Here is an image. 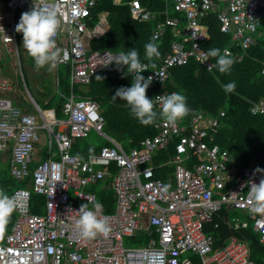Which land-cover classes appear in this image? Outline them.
<instances>
[{
  "label": "built area",
  "instance_id": "built-area-1",
  "mask_svg": "<svg viewBox=\"0 0 264 264\" xmlns=\"http://www.w3.org/2000/svg\"><path fill=\"white\" fill-rule=\"evenodd\" d=\"M95 2L58 0L61 29L55 39L62 58L57 65L68 66L71 86L88 85L98 71L113 64H109L112 56L122 51L90 48V40L100 37L108 27L106 12L90 25ZM32 4L33 0H0V151L9 153L10 175L26 181L25 186L8 194L15 197L17 207L9 231L0 234V264H195L190 254L199 264H255L245 241L232 237L212 252L213 238L204 232L205 224L226 205L244 213L230 217L233 227L251 224L264 244V216L249 214L248 188L244 187L252 179L259 183L264 172L253 173L264 166L252 161L238 175L231 153L215 141L218 118L224 110L210 115L203 109H191L187 124L182 119L174 125L159 119L154 123L155 135L125 149L104 131V116L91 97L75 98L72 92L67 95L58 90L63 99L59 109H42L35 100L38 115L21 108L11 94L14 89L4 65L14 59L20 64L15 28ZM128 5L133 20H156L152 38L161 40L167 31L173 36L169 52L155 68L149 66L143 72L159 84L153 99L175 92L165 89L169 70L188 58L206 70L216 64L211 58L204 59L209 33L203 18L209 13L216 14L219 30L230 34L231 43L242 50L234 52L230 46L221 50L236 62L255 43L264 15V0H164L161 10L149 9L140 0H129ZM260 65L264 75V59ZM155 107L160 111L158 104ZM249 111L264 114V96L253 102ZM91 130L110 144L85 158L72 153L74 141L87 137ZM175 136L178 140L167 162L173 170L166 179L155 177L153 156ZM194 155L199 161L189 168L186 161ZM107 179L115 196L110 213L89 189ZM32 193L44 197V213L31 211ZM86 203L98 216L110 218L112 231L107 238L98 235L85 240L75 229L76 211ZM140 232L148 236L145 243L124 244L125 237Z\"/></svg>",
  "mask_w": 264,
  "mask_h": 264
},
{
  "label": "trees",
  "instance_id": "trees-1",
  "mask_svg": "<svg viewBox=\"0 0 264 264\" xmlns=\"http://www.w3.org/2000/svg\"><path fill=\"white\" fill-rule=\"evenodd\" d=\"M5 1V0H4ZM129 0H122L116 4L113 0H96L91 8L90 25L95 24L102 12H106L108 28L104 34L98 38H93L89 46L93 50L118 49L124 52L131 48L138 50L140 60L145 59V44L152 40L151 30L155 26L156 20L139 22L130 17L128 5ZM141 4L149 9L161 10L164 8V0H140ZM174 14V13H172ZM162 16L157 18L161 19ZM183 21L185 19H182ZM203 23L208 27L209 38L204 44L208 51L210 48L222 50L230 46L234 52L241 53L239 47L231 43L230 34L219 30L215 13H209L203 18ZM173 36L167 31L161 40H155L158 45L160 56L154 58L157 66L163 56L169 52L170 42ZM18 42L23 43L22 33L18 34ZM216 63V58H211ZM264 59V15L255 35V43L246 49L241 61L236 62L231 68L230 73L222 74L216 67L212 70H206L199 66L193 58L179 66L172 67L169 70V76L165 81V89L174 90L187 98L189 109H203L210 115H217L223 109L224 115L219 116V127L216 134V142L221 148L227 149L231 155H235L239 173L250 162L257 166H264V114H252L249 111L251 104L264 96V75L260 73V60ZM30 61L33 66L35 62L32 57ZM152 68V67H151ZM128 74L127 68L117 70L115 63L109 68L98 71L85 86L70 85L68 66L64 65V72L59 77V91L75 93L77 97H91L99 106L105 119L104 131L122 143L123 147L138 146L140 140L146 136L154 135L153 124H141L131 113L126 102L119 98L113 99V95L120 87H131L132 76ZM145 78L146 73H141ZM101 76L103 80H96ZM235 82L236 88L231 93H225L223 85ZM159 90V84L152 83L147 89L146 95L153 99L154 94ZM60 96V95H59ZM59 101L48 100L46 107L55 106L58 109L62 104V97ZM155 111H157L155 107ZM158 112V111H157ZM159 118H157L158 120ZM177 139H175L176 141ZM103 144H110L106 139H102L99 144L85 138L76 139L73 143L72 153L85 158L89 153H96ZM174 152V143H171L166 149L159 150L153 157L155 165L161 164L169 159ZM199 161L197 155L186 161V165L192 168L193 163ZM170 170L167 167H157L154 170L155 176L164 177ZM26 181H17L9 172V162L5 161L4 167L0 169V189L6 194L11 193L15 188L25 186ZM109 179L97 182L90 186L94 191L97 200L103 205L104 211L113 212L115 208V196L113 190L108 186ZM45 199L37 193L31 194L30 207L33 213H44ZM239 215L235 210H230L226 205H222L220 210L213 215V220L205 225V232L213 238L212 252L223 247L227 241L236 236L245 240L249 247V258L255 264H264V244L259 241V234L252 226L234 230L230 225L231 215ZM15 214L11 215L8 223L0 230V234L9 231ZM147 236L143 233H137L133 237H125V245H134L145 243ZM196 264V260L193 259Z\"/></svg>",
  "mask_w": 264,
  "mask_h": 264
},
{
  "label": "clouds",
  "instance_id": "clouds-1",
  "mask_svg": "<svg viewBox=\"0 0 264 264\" xmlns=\"http://www.w3.org/2000/svg\"><path fill=\"white\" fill-rule=\"evenodd\" d=\"M60 29L61 19L58 12V0H33L31 10L21 14L15 30L17 33H22L23 48L33 58L37 70L47 66L48 70L52 71L61 60L62 49L57 47L55 39ZM155 39L153 37L144 46L145 59L149 61L152 68L156 67L153 62L154 58L160 56ZM209 58H216V64H210L208 70L216 67L222 74L230 73L234 60L227 51L221 54L220 49L210 48L205 53L204 59L208 61ZM112 63H115L118 71L126 67L128 74L135 73L132 76L131 87L118 88L112 97L126 102L130 113L141 124L151 125L159 118L167 124L174 125L178 120L188 115L190 109L187 106V98L181 93L173 92L156 96L154 99L147 97L146 92L152 84L154 76L150 75L145 78L141 75V73L149 70V65L141 62L138 50L131 48L127 52H117L112 56L109 64ZM154 73L159 76V73ZM103 79L101 76L96 77V80ZM222 87L225 93H231L235 90L236 84L230 82ZM157 104L160 106L159 112L155 111ZM260 172H264V169H255L253 176ZM244 187L248 188L249 214L253 217L264 216V177L259 180V183H256L255 179L249 180ZM16 207L15 197L9 196L0 189V230L8 223ZM95 207L99 209L100 205L97 204ZM71 211L70 208L69 213ZM76 212L79 214V218L74 227L82 239L91 240L98 235L107 238L111 233L110 218L98 216L95 211L89 210L88 203L82 204Z\"/></svg>",
  "mask_w": 264,
  "mask_h": 264
},
{
  "label": "rangeland",
  "instance_id": "rangeland-1",
  "mask_svg": "<svg viewBox=\"0 0 264 264\" xmlns=\"http://www.w3.org/2000/svg\"><path fill=\"white\" fill-rule=\"evenodd\" d=\"M20 64L17 59L13 61H7L4 68L9 74L13 91L11 94L16 98L18 105L27 109L36 115H38L33 100H35L42 109H47L45 103L48 100L59 101L60 96L58 93L59 83L56 82V78L64 72V65L59 64L55 69L49 71L47 66L43 69L37 70L30 61V56L23 48V44L19 45ZM58 81V80H57ZM58 87V88H57ZM77 98V97H75ZM52 107V106H51ZM89 139L94 143L99 144L103 137L96 134L91 130L89 133ZM235 161L237 158L235 155L231 156ZM7 158V154L0 151V169L4 167V161ZM239 213V211H236Z\"/></svg>",
  "mask_w": 264,
  "mask_h": 264
},
{
  "label": "crops",
  "instance_id": "crops-1",
  "mask_svg": "<svg viewBox=\"0 0 264 264\" xmlns=\"http://www.w3.org/2000/svg\"><path fill=\"white\" fill-rule=\"evenodd\" d=\"M107 28H108V27H107ZM22 44H23V43H22ZM20 45H21V44H20ZM56 79H57V78H56ZM56 82L58 83L57 80H56ZM79 86H85V85H79ZM173 91H174V90H173ZM70 93H71V92H70ZM73 94H74L75 97H77L75 93H73ZM68 95H69V94H68ZM85 97H88V96H85ZM77 98H82V97H77ZM46 103H47V101H46ZM46 103H45V104H46ZM156 109H157V108H156ZM193 109H195V108H193ZM157 111H158V110H157ZM158 112H159V111H158ZM188 118H189V115H187L186 117H184V118L182 119V123H183V124H187L188 121H189V120H187ZM158 120H159V119H158ZM156 121H157V120H156ZM156 121H155V122H156ZM155 122H154V123H155ZM153 129L155 130V132H154V135H155V134L157 133V130L154 128V124H153ZM175 139H177L176 136L174 137V140L171 142V143H174V145H175V142L178 140V139H177V140L175 141ZM171 143H170V144H171ZM170 144H169V145H170ZM103 145H104V144H103ZM138 145H139V144H138ZM101 146H102V145H101ZM101 146H100V147H101ZM41 147H42V146H40V148H41ZM167 147H168V146H167ZM167 147H166V148H167ZM129 148H131V147H128L127 149H129ZM166 148H165V149H166ZM97 152H98V151H97ZM173 153H174V152H173ZM4 154H7V158H6V160H8V162H9V153H8V152H4ZM89 154H90V153H89ZM172 155H173V154H172ZM172 155H171V156H172ZM154 156H155V155H154ZM154 156H153V157H154ZM171 156L169 157V159L171 158ZM169 159H167L166 161H163V162H162L161 164H159V165H155V163H154V161H153V164L155 165L154 170H155L157 167H167V166H169V168H170V170H169L168 172H166V174H165L164 177H159V178L166 179L167 176H168L169 174H171V172H172V170H173V165L167 163V162L169 161ZM6 160H5V161H6ZM5 161H4V162H5ZM242 170H243V169H242ZM242 170H241V172H242ZM236 171L238 172V175H241V173H239L238 168H237ZM154 175H155V174H154ZM155 177H158V176H155ZM228 208H229V207H228ZM229 209H230V210L239 211V213H240L239 215H236V214H235V215H231V216H229V218L232 217V216H238V217H242V216H244V213H242L240 210H237V209H231V208H229ZM219 210H220V209H219ZM219 210H218V211H219ZM212 220H213V219H212ZM208 223H210V222H208ZM229 223H230L231 227H232L234 230H238V229H235V228L233 227V225L231 224V221H230ZM206 224H207V223H206ZM206 224H205V225H206ZM250 225H251V224H250ZM250 225H249V226H250ZM249 226H248V227H249ZM251 226H252V225H251ZM248 227H247V228H248ZM252 228H253V227H252ZM239 229H242V228H239ZM204 232H205V226H204ZM205 233H206V232H205ZM207 234H208V233H207ZM209 235H210V234H209ZM146 236H147V235H146ZM147 237H148V236H147ZM233 237H236V236H233ZM231 238H232V237H231ZM231 238H230V239H231ZM237 238H238V237H237ZM230 239H229V240H230ZM238 239H240V238H238ZM229 240H228V241H229ZM240 240H242V239H240ZM228 241H227V243H228ZM243 241H245V240H243ZM245 242H246V241H245ZM227 243H226V244H227ZM246 243H247V242H246ZM226 244H225V245H226ZM225 245H224V246H225ZM221 248H222V247H221ZM221 248H220V249H221ZM248 248H249V247H248ZM218 250H219V249H218ZM190 256L193 257V259L196 260V264H199V260L196 258L195 255H191V254H190ZM194 263H195V261H194Z\"/></svg>",
  "mask_w": 264,
  "mask_h": 264
}]
</instances>
